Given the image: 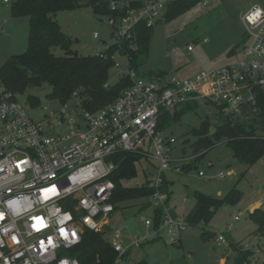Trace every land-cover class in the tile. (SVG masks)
I'll return each instance as SVG.
<instances>
[{
	"label": "built area",
	"instance_id": "2783aa9c",
	"mask_svg": "<svg viewBox=\"0 0 264 264\" xmlns=\"http://www.w3.org/2000/svg\"><path fill=\"white\" fill-rule=\"evenodd\" d=\"M175 1L148 0L133 7L128 0H113L111 9L124 11L110 17L109 26L121 41H132L138 24L153 27ZM252 11L253 6L241 20L247 44L240 60L187 80H147L130 68L133 84L114 102L95 112L80 108L70 113L63 106L59 115V123L66 127L63 133L48 134L44 123L33 120L15 95L0 90V264H80L73 251L84 233L103 231L115 212L113 177L125 154L139 156L153 169L146 186L153 191L152 208L162 212L155 234L165 232L175 242L176 234L190 227L185 216L166 209L165 174L171 170V146L176 141L165 137L159 123L163 114L193 102H210L235 115L256 104L258 93L264 91V15L251 24L246 17ZM5 23L0 14V37ZM53 186L56 195L45 199L44 192ZM34 217H43L47 227L37 230ZM114 236L111 245L118 255L114 264H121L126 253L118 242L121 232ZM218 241L225 238L219 236ZM248 252V264H264V250Z\"/></svg>",
	"mask_w": 264,
	"mask_h": 264
},
{
	"label": "rangeland",
	"instance_id": "374dc122",
	"mask_svg": "<svg viewBox=\"0 0 264 264\" xmlns=\"http://www.w3.org/2000/svg\"><path fill=\"white\" fill-rule=\"evenodd\" d=\"M13 1L4 4L0 0V14L6 21L0 37V70L12 56L22 55L28 48L29 18L12 16ZM254 5L264 7V0H202L179 18L155 24L148 56L138 60L139 77L157 80L159 78L151 74L160 73L163 74L160 78L187 80L240 60L247 44L241 20ZM56 19L62 32L72 40V50L79 56L105 53L120 41L109 26V17L95 15L89 6L60 12ZM95 34L99 36L97 39ZM53 53L58 57L65 55L60 48ZM114 59L116 66L109 74L111 87L130 71L126 55L116 52ZM50 93L51 87L45 84L16 97L33 120L43 122L47 133L55 135L65 132L66 127L59 123L63 105L50 101L47 98ZM30 96L36 98L39 105L32 106L28 101ZM191 104V110L180 106L171 112V115L180 113V118L163 130L166 137L176 141L171 146L172 167L166 173L170 190L168 213L186 217L195 204L197 192L221 201L233 190L242 195L237 203H225L210 223L200 222L177 233L175 242H170L165 232L160 236L155 234V211L150 196L120 203L105 228L109 229L106 238L110 243L115 242L114 232H121L118 242L127 253L121 264H235L242 253L258 248L264 250V156L248 168L235 157L232 148L221 141L204 157L192 162L191 158L203 153L195 154L194 145L199 140L195 132L204 121H208L211 128L221 122L216 105L205 101ZM66 107L67 112L78 113L79 101L72 100ZM199 171L205 176L199 177ZM229 171L234 175L227 176ZM152 174V167L141 162L137 165V177L123 184L128 188L142 187L146 177ZM222 174L224 178L220 177ZM256 203L259 206L254 207ZM256 209L259 211L252 217ZM147 221L153 225L146 226ZM261 221L263 231H260ZM204 234L207 236L203 237ZM219 236L224 237L225 242L218 241Z\"/></svg>",
	"mask_w": 264,
	"mask_h": 264
},
{
	"label": "trees",
	"instance_id": "16d2710c",
	"mask_svg": "<svg viewBox=\"0 0 264 264\" xmlns=\"http://www.w3.org/2000/svg\"><path fill=\"white\" fill-rule=\"evenodd\" d=\"M113 0H14L11 6L12 16L15 18H29V38L27 51L18 56H12L0 70V84L5 91L15 96H23L29 89H39L45 84L51 87L47 96L50 101H59L66 106L72 100L79 101V108L90 112L98 111L118 99L122 92L132 86L128 75L120 78L119 82L111 87L109 74L116 66L114 54L120 52L128 57L130 68L138 72L139 58L148 56L152 39V29L145 23L136 26L134 37L131 40L119 41L109 47L105 53L82 57L72 50V40L67 37L56 19L63 11L78 10L85 6L93 9L95 15L115 17L124 11L116 13L111 9ZM202 0H176L167 9L166 14L156 24L169 22L179 18ZM133 7H140L142 2L130 1ZM131 42L134 48H130ZM60 48L64 56H56L53 50ZM154 77H163V74L152 73ZM32 106L39 105L34 97H28ZM185 110L193 109L192 104H186ZM184 109H181L183 111ZM180 118V113H165L159 123V130L163 132L172 123ZM220 125L215 126L211 133L208 121L202 123L201 129L196 131L199 137L194 145L195 154L201 159L215 144L225 141L232 148L235 157L248 168L256 165L264 156V91L258 93L256 104L247 107L240 114H225L219 109ZM124 161L113 177L115 191L112 203L115 210L118 205L140 197L151 196L146 183L142 187L128 188L123 182L137 177V165L142 162L139 156L125 154ZM185 170V168H184ZM164 191L168 192L166 183ZM169 198H170V193ZM241 193L233 190L224 201L214 199L199 192L195 193L196 205L186 216L190 226L200 222L210 223L218 210L225 204H234L239 201ZM259 210L251 214L257 215ZM162 212L155 211L154 225L160 226ZM264 220V217L262 218ZM260 231H263V222H260ZM109 229L101 232L86 231L82 243L73 251V257L80 264H114L117 253L106 237ZM207 235L204 234L203 237ZM127 253L123 256L125 258ZM250 252L242 253L235 264H248ZM146 264V263H138Z\"/></svg>",
	"mask_w": 264,
	"mask_h": 264
},
{
	"label": "clouds",
	"instance_id": "9594fccd",
	"mask_svg": "<svg viewBox=\"0 0 264 264\" xmlns=\"http://www.w3.org/2000/svg\"><path fill=\"white\" fill-rule=\"evenodd\" d=\"M262 15H264V9H261L258 5L253 6V11L247 15L246 19L251 24H256L261 20ZM72 179H75V177H72ZM56 195V189H48L44 192V198L47 199L49 196ZM12 206H15V201L11 202ZM42 222L37 221L36 227H41Z\"/></svg>",
	"mask_w": 264,
	"mask_h": 264
},
{
	"label": "snow or ice",
	"instance_id": "6c2138e0",
	"mask_svg": "<svg viewBox=\"0 0 264 264\" xmlns=\"http://www.w3.org/2000/svg\"><path fill=\"white\" fill-rule=\"evenodd\" d=\"M50 189H55V186H53V187L50 188ZM47 190H48V189H47ZM34 219L36 220V222H37V221L42 222L41 227L37 228V230H39V229H41V228H44V227H47V224H46V222L44 221L43 217H34ZM34 226L36 227V224H35ZM60 231H61L62 233H64L65 235H67V233H66V231H65L64 229H61ZM72 235L75 236V235H76L75 232H73Z\"/></svg>",
	"mask_w": 264,
	"mask_h": 264
},
{
	"label": "crops",
	"instance_id": "0c3cea01",
	"mask_svg": "<svg viewBox=\"0 0 264 264\" xmlns=\"http://www.w3.org/2000/svg\"><path fill=\"white\" fill-rule=\"evenodd\" d=\"M130 1V0H129ZM147 0H144V1H137V2H146ZM164 134V133H163ZM166 137V136H165ZM200 172V171H199ZM198 172V173H199ZM229 172H232V171H229ZM233 174L232 175H234V172H232ZM199 175V174H198ZM205 176V175H204ZM200 177V176H199ZM165 183H166V187H167V189H168V192L170 193V190H169V181L167 180V178H166V174H165ZM195 205H196V201H195V204H194V206L191 208V209H189V211L186 213V216L189 214V212L195 207ZM255 206H259V203L257 204H254V207ZM175 216V215H174Z\"/></svg>",
	"mask_w": 264,
	"mask_h": 264
},
{
	"label": "water",
	"instance_id": "95a60500",
	"mask_svg": "<svg viewBox=\"0 0 264 264\" xmlns=\"http://www.w3.org/2000/svg\"><path fill=\"white\" fill-rule=\"evenodd\" d=\"M214 132H215V127L211 128V133L213 134Z\"/></svg>",
	"mask_w": 264,
	"mask_h": 264
}]
</instances>
